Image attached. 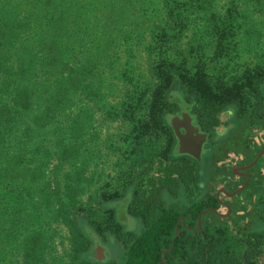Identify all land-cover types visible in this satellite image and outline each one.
Segmentation results:
<instances>
[{
    "label": "rangeland",
    "instance_id": "obj_1",
    "mask_svg": "<svg viewBox=\"0 0 264 264\" xmlns=\"http://www.w3.org/2000/svg\"><path fill=\"white\" fill-rule=\"evenodd\" d=\"M199 4L192 23L181 32H168L172 35L168 43L160 40L162 33L151 25L128 27L121 32L107 26L91 30L86 48L84 142L76 143L78 154L63 159L57 154L61 146L55 145L50 149L51 155L40 154L32 160L26 145L28 153L15 164L13 157L20 155L15 141L5 144L11 161L0 181L7 214L0 224V264H95L96 245L105 256L98 263L119 264V232L140 231L137 219L125 213L127 204L143 191L146 196L157 198L161 181L169 187V193L164 190L160 194L163 205L175 209L199 196L200 187L195 188L194 184L207 188L212 196L218 195L229 210L217 206L214 215L206 214L208 220L231 231L252 227L251 233L260 236L254 255L234 256L227 264H264V183L261 188L253 187L258 196L251 191L230 199L218 193L224 188L229 195L243 183L234 180L235 171L232 172L234 161L243 150L238 140L251 144V139L259 135L261 145L264 125L245 129L233 106H229L220 114L215 132L202 145L196 164L191 158L172 156L174 136L156 131L146 122L159 58L180 66L185 74L195 66L201 67L212 88L246 83V78L264 74V0H207ZM163 12L162 0H152L145 18L156 13L162 19ZM110 36L115 39L113 43ZM94 60H98L96 64ZM245 98L249 108L254 101L248 95ZM136 100L139 101L135 104ZM120 103L125 105L121 107ZM125 108L127 119L123 115ZM137 119H144L145 123H137L138 132L131 131ZM263 167L264 153L251 169L261 171L264 177ZM35 168L39 170V180L29 185ZM183 173L188 178L185 187L179 186V198L175 194L177 187L167 176L176 182L183 180ZM27 187L33 189L30 200L25 197ZM33 204L37 207V221L30 219ZM13 214H17L16 221ZM76 216L85 220V235L71 225ZM197 222L200 226V217L196 225ZM94 225L98 229L87 235V229ZM28 231L41 234L37 242L41 245L35 252L29 245Z\"/></svg>",
    "mask_w": 264,
    "mask_h": 264
},
{
    "label": "trees",
    "instance_id": "obj_2",
    "mask_svg": "<svg viewBox=\"0 0 264 264\" xmlns=\"http://www.w3.org/2000/svg\"><path fill=\"white\" fill-rule=\"evenodd\" d=\"M200 1L207 2L162 0L165 17L161 19V14L153 13L146 19L152 0H0V181L7 168L10 169L6 142L15 141L18 147L20 155L12 156L15 164L28 153L26 145L32 160L40 154L51 155L50 149L55 145L61 146L57 154L63 159L78 154L76 143L84 142L86 48L91 30L107 26L121 32L128 27L140 29L151 25L162 33L160 40L168 43L172 37L168 32H181L194 21ZM146 8L145 13L138 14ZM109 39L112 43L115 41L112 36ZM156 78L146 121L156 131L173 137L169 121L179 114L182 106L186 107L194 126L208 137L215 132L220 114L229 106H233L236 118L245 129H259L264 125V74L246 78V83L212 88L201 67L195 66L191 73L185 74L180 66L159 58ZM245 95L254 101L249 108ZM127 112L125 108L126 119ZM143 121L137 119L131 131L138 132V124ZM244 143L242 147L247 149L249 144ZM173 149L172 156L188 157L175 155ZM38 174V168L32 170L29 185L39 180ZM178 175L181 177L182 173ZM183 176V180L176 182L167 176L177 187L175 194L179 198V186L185 187L188 178L185 173ZM260 183H264V177ZM161 184L157 198L148 197L143 191L127 204L125 213L137 219L140 231L137 234L119 232L116 239L122 249L119 264H227L234 256L254 255L260 236L251 233L252 227L231 231L207 219L206 214L214 215L218 204L207 188L194 184L200 187L199 196L175 209L163 205L160 194L164 190L169 193V187L162 181ZM25 191V197L30 200L33 189L27 187ZM5 209L0 194V224L7 218ZM36 210L33 204L31 220L38 219ZM203 211L207 213L200 216L198 229L196 221ZM13 219L17 220V214H13ZM73 221L71 225L77 227L80 235H85V220L76 216ZM94 229L98 225L88 228L87 235ZM27 233L35 252L40 248L37 242L41 234ZM109 239L112 240L111 236ZM87 260H90L88 256ZM93 263L105 264L94 260Z\"/></svg>",
    "mask_w": 264,
    "mask_h": 264
},
{
    "label": "water",
    "instance_id": "obj_3",
    "mask_svg": "<svg viewBox=\"0 0 264 264\" xmlns=\"http://www.w3.org/2000/svg\"><path fill=\"white\" fill-rule=\"evenodd\" d=\"M169 125L172 129L173 136L176 140V144L173 149L175 155H186L192 158L195 162L200 161L201 148L206 140V134L198 132V128L193 126L191 123V118L187 114V109L185 106L180 108L179 116H174L170 119ZM181 131V132H180ZM264 153V144L261 150L255 156V158L245 167L238 168V170H248L250 169L259 159V157ZM246 177L245 183L239 188L241 191L247 184L249 180V175L244 174ZM237 192V191H236ZM235 192V193H236ZM206 212H202L204 214ZM199 215V217L201 216ZM199 217L197 218L199 221ZM197 228L199 229V222H197ZM94 257L93 259L100 262L104 259L103 249L96 245L93 249Z\"/></svg>",
    "mask_w": 264,
    "mask_h": 264
},
{
    "label": "crops",
    "instance_id": "obj_4",
    "mask_svg": "<svg viewBox=\"0 0 264 264\" xmlns=\"http://www.w3.org/2000/svg\"><path fill=\"white\" fill-rule=\"evenodd\" d=\"M259 135H256V136H254L251 140H252V143L250 144L249 143V145L247 146V149H245V148H243L242 147V145H243V140H241V139H239L238 140V146L240 145L242 148H243V150H242V153L241 154H239V156L238 157H236V159H235V161H234V170H232V172L233 171H235V172H233L235 175H233V179L234 180H237V182H240L239 180H241V181H243V178H241V177H245L244 175H239L238 173H237V171H238V168H242V167H245V166H247L248 164H249V162L251 161V159H253V157L255 158V156L258 154V152H259V149H260V147H261V145L262 144H264V142L263 143H261V145L259 144L260 142H258V140H259ZM245 141V140H244ZM261 158V156L259 157V159ZM258 159V160H259ZM245 161V163H241V164H238V162L237 161ZM257 160V161H258ZM257 163V162H256ZM255 163V164H256ZM254 166V165H253ZM239 171H244V170H239ZM247 172H246V174H248L249 175V180H248V182H247V184H246V186L241 190V191H238L239 189H234L229 195L224 191V188H221V189H219L218 190V193L219 194H224V195H226V196H228V198L230 197V199H232V198H238L239 196H241V195H243V193H245L246 195L249 193V192H251V191H255V193H254V196H258V194H257V192L258 191H256V188H253V187H256L257 185H259L258 187H260V185H261V183H260V180L263 178V176H262V173H261V171H259V170H256V171H254V172H252V169L250 168V169H248V170H246ZM220 172H221V170H220ZM245 183V182H244ZM243 183V184H244ZM241 184H242V182H241ZM240 184V185H241ZM242 184V185H243ZM241 185V186H242ZM239 188V187H238ZM241 188V187H240ZM261 188V187H260ZM208 191V190H207ZM237 191V192H236ZM236 192V193H235ZM250 195H253V193H251ZM217 200L220 202V203H218L217 204V206L219 207H223V208H225L226 210H229L228 208H229V206L227 205V204H225L224 202H222V201H220L219 199H218V195H217ZM222 203V204H221ZM206 214V213H205Z\"/></svg>",
    "mask_w": 264,
    "mask_h": 264
},
{
    "label": "flooded vegetation",
    "instance_id": "obj_5",
    "mask_svg": "<svg viewBox=\"0 0 264 264\" xmlns=\"http://www.w3.org/2000/svg\"><path fill=\"white\" fill-rule=\"evenodd\" d=\"M177 116H179V114H177ZM192 123V122H191ZM192 125L194 126V124L192 123ZM181 132V131H180ZM198 132H200L199 130H198ZM200 133H202V132H200ZM206 134V139L208 138V134L207 133H205ZM176 144V143H175ZM246 172L247 171H237V173L239 174V175H244V174H246ZM241 178H243V183L245 182V180H246V177H241ZM242 183V184H243ZM241 184V185H242ZM241 185L239 186V188L241 187ZM239 188H236V189H239ZM217 197V196H216ZM218 203H220L219 201H218ZM222 204V203H221Z\"/></svg>",
    "mask_w": 264,
    "mask_h": 264
}]
</instances>
